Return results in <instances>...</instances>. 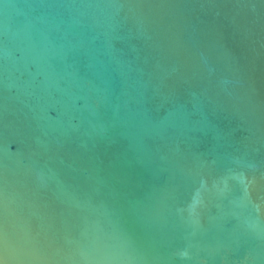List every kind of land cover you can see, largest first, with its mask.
I'll return each instance as SVG.
<instances>
[{
  "label": "water",
  "instance_id": "obj_1",
  "mask_svg": "<svg viewBox=\"0 0 264 264\" xmlns=\"http://www.w3.org/2000/svg\"><path fill=\"white\" fill-rule=\"evenodd\" d=\"M0 264H264V0H0Z\"/></svg>",
  "mask_w": 264,
  "mask_h": 264
}]
</instances>
